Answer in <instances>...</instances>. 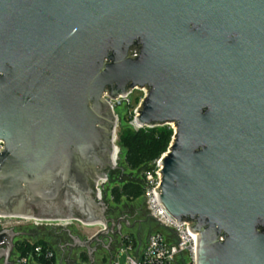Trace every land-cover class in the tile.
Listing matches in <instances>:
<instances>
[{"label": "water", "instance_id": "95a60500", "mask_svg": "<svg viewBox=\"0 0 264 264\" xmlns=\"http://www.w3.org/2000/svg\"><path fill=\"white\" fill-rule=\"evenodd\" d=\"M135 87L139 127L174 124L157 197L195 264H264V0H0V216L99 224L68 234L90 262L133 225L95 185L120 167L106 98Z\"/></svg>", "mask_w": 264, "mask_h": 264}, {"label": "rangeland", "instance_id": "374dc122", "mask_svg": "<svg viewBox=\"0 0 264 264\" xmlns=\"http://www.w3.org/2000/svg\"><path fill=\"white\" fill-rule=\"evenodd\" d=\"M135 95H138L137 91H134L131 95L132 99ZM132 104L133 106L136 105L134 102ZM116 114L114 145L116 146L115 149L118 158L115 161V165L120 166L122 169L120 167H115L106 171L105 177H101L105 180L100 188V197L101 200L108 205L110 215L118 217L125 214L129 224L135 223V226L129 228L123 225L120 235L108 234L100 236L99 239L103 241V245L111 243L108 247L97 245L96 242H92L90 246L94 248L91 253L93 261L90 262L84 247L70 245L73 244V238L71 236L75 235L79 240H85L101 227L99 224L87 225L73 220L67 225H35L25 218H10L14 224L12 229L21 233L14 238L13 249L18 243H30L41 240L48 244L55 252L53 264H111L112 260H116L118 264H126V254L117 251L122 240L127 237L128 239L131 238L134 243L137 242L142 244L151 232L159 229V225L148 216L145 207L144 192L139 190L137 188L138 186L135 185L134 180L140 179L141 172L137 167H130L127 165L125 162V149L121 148L118 143V134L125 127H131L133 131L139 128L133 126L132 117L129 115L128 110L123 107H117ZM165 125H168L172 131L174 130V124L172 122ZM165 151H163L158 158H160ZM115 156H113V159ZM158 158H155V160ZM155 160H150L148 162L153 164ZM109 237L112 241H109Z\"/></svg>", "mask_w": 264, "mask_h": 264}, {"label": "built area", "instance_id": "2783aa9c", "mask_svg": "<svg viewBox=\"0 0 264 264\" xmlns=\"http://www.w3.org/2000/svg\"><path fill=\"white\" fill-rule=\"evenodd\" d=\"M134 91L138 92L132 99L131 95ZM146 94L144 87H135L129 89L125 94H120L115 98H105L111 106L113 113L116 116V108L123 107L128 110L132 117V124L135 128H140L134 121L137 115V108L140 101ZM136 103L133 106L132 103ZM133 106V107H132ZM3 148V141L0 140V150ZM161 164L160 158L154 161L149 168L142 172L144 183V199L145 207L148 216L155 221L163 230H154L146 238L145 242L133 245L131 241L125 237L119 245L117 251L126 254V264H195V238L196 234L191 232L188 228V222H177L172 216L168 214L162 203L158 200L157 188L160 184ZM104 178H99L96 182V197H100V188L104 182ZM10 218H25L35 225H67L73 220H46L32 217H18V216H0V229L13 228V223ZM68 221V223H64ZM116 251V252H117ZM55 257V252L50 248H43L41 245H36L32 251H27L25 255L12 249L9 257V264H41L40 258L51 259ZM0 260V264H1ZM111 264H118L116 260H112Z\"/></svg>", "mask_w": 264, "mask_h": 264}, {"label": "trees", "instance_id": "16d2710c", "mask_svg": "<svg viewBox=\"0 0 264 264\" xmlns=\"http://www.w3.org/2000/svg\"><path fill=\"white\" fill-rule=\"evenodd\" d=\"M172 134L173 131L168 125L142 127L136 131H133L131 127H125L119 132L118 143L121 148L125 149V162L130 167H137L141 172L140 179L134 180L139 190L144 192L142 172L144 169L151 166V163L148 161L155 160V158H158L160 154L166 150ZM156 230L161 231L163 229L159 226V229ZM129 240L133 245L137 244V242L134 243L131 238H129ZM36 245H41L43 248L49 247L48 244L43 241L37 240L30 243H18V245H15L14 249L20 254L25 255L27 251H32ZM39 260L41 264L54 263V257L51 259L40 258Z\"/></svg>", "mask_w": 264, "mask_h": 264}, {"label": "flooded vegetation", "instance_id": "af4514ba", "mask_svg": "<svg viewBox=\"0 0 264 264\" xmlns=\"http://www.w3.org/2000/svg\"><path fill=\"white\" fill-rule=\"evenodd\" d=\"M120 216H123V217L127 218V217L125 216V214L120 215ZM127 219H128V218H127ZM134 224H135V223H134ZM134 224L131 225V226H129V228L135 226ZM122 226H123V225H122ZM108 239H109V238H108ZM110 239H111V238H110ZM111 241H112V239H111ZM94 242H96L97 245H102V244H104L103 241H102L101 239H100V240H95ZM109 244H111V243H108V244L106 243L107 247L109 246ZM106 245H105V246H106Z\"/></svg>", "mask_w": 264, "mask_h": 264}, {"label": "bare ground", "instance_id": "6f19581e", "mask_svg": "<svg viewBox=\"0 0 264 264\" xmlns=\"http://www.w3.org/2000/svg\"><path fill=\"white\" fill-rule=\"evenodd\" d=\"M113 154H114V155H113ZM115 154H116V149H115V147H114L113 152H112V156H111V157H112V160H114V159H113V156H115ZM64 223H68V221H64Z\"/></svg>", "mask_w": 264, "mask_h": 264}]
</instances>
